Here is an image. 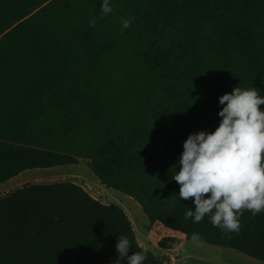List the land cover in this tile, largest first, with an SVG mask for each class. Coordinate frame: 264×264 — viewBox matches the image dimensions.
Listing matches in <instances>:
<instances>
[{"label":"trees","instance_id":"1","mask_svg":"<svg viewBox=\"0 0 264 264\" xmlns=\"http://www.w3.org/2000/svg\"><path fill=\"white\" fill-rule=\"evenodd\" d=\"M109 4L104 15L102 0H0V183L86 158L150 222L264 262V211L244 210L229 237L208 217L184 220L194 198L180 200L172 179L188 136L219 126L220 96L236 86L264 96V0ZM120 235L128 255L165 264L119 204L77 182L26 183L0 198V264H114Z\"/></svg>","mask_w":264,"mask_h":264},{"label":"clouds","instance_id":"2","mask_svg":"<svg viewBox=\"0 0 264 264\" xmlns=\"http://www.w3.org/2000/svg\"><path fill=\"white\" fill-rule=\"evenodd\" d=\"M100 11L113 12L109 0H102ZM121 24L123 33L131 19H122ZM94 25L95 18L90 20V26ZM219 103L223 105L219 126L214 132L201 130L188 136L179 157L180 170L172 179L180 185V200L194 198L195 208H188L184 220L198 224L208 217L214 228L230 237L239 233L244 210L253 216L264 211V111L259 107L264 96L254 87L236 86L220 96ZM191 241L203 243L197 232ZM131 245L127 236H119L114 264L125 259L128 264H145V251L128 255Z\"/></svg>","mask_w":264,"mask_h":264},{"label":"rangeland","instance_id":"3","mask_svg":"<svg viewBox=\"0 0 264 264\" xmlns=\"http://www.w3.org/2000/svg\"><path fill=\"white\" fill-rule=\"evenodd\" d=\"M9 179L0 183V198L26 183L74 181L101 201L119 204L131 219L136 237L143 240L146 243L145 247L155 256L161 255V247L157 244L161 236L179 235L182 241L178 247L177 260L172 263L171 259L164 257L162 261L165 264H264L263 261L236 249L204 242L197 244L182 232L150 222L140 204L132 196L102 183L89 169L86 158H79L77 163L28 168Z\"/></svg>","mask_w":264,"mask_h":264},{"label":"crops","instance_id":"4","mask_svg":"<svg viewBox=\"0 0 264 264\" xmlns=\"http://www.w3.org/2000/svg\"><path fill=\"white\" fill-rule=\"evenodd\" d=\"M94 196V195H93ZM138 239V238H137ZM139 240V239H138ZM139 243L145 247L146 243L143 240H139ZM181 244V243H180ZM180 246V245H179ZM178 246V247H179ZM178 247L174 248V249H164L161 248V255L157 256L158 258H160L161 260H163L164 257H168L169 259H171L172 263L176 262L177 258V254L179 252ZM147 248V247H146Z\"/></svg>","mask_w":264,"mask_h":264},{"label":"water","instance_id":"5","mask_svg":"<svg viewBox=\"0 0 264 264\" xmlns=\"http://www.w3.org/2000/svg\"><path fill=\"white\" fill-rule=\"evenodd\" d=\"M156 264H162V263H160V262H156Z\"/></svg>","mask_w":264,"mask_h":264}]
</instances>
